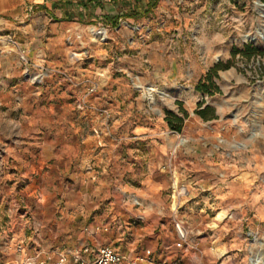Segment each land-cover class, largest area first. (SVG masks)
<instances>
[{"label": "crops", "instance_id": "obj_1", "mask_svg": "<svg viewBox=\"0 0 264 264\" xmlns=\"http://www.w3.org/2000/svg\"><path fill=\"white\" fill-rule=\"evenodd\" d=\"M206 2L0 0V103L15 92L23 104L28 83L18 79L22 66L42 73L54 86L66 78L79 84L72 94L84 105L69 112H79V123L70 118L62 143L44 140L40 146L52 151L51 163L40 157L41 150L4 149L11 151L13 165L21 172L25 158L26 171L49 167L53 191L40 193L46 202L39 208L60 211L54 216L57 224L65 222L67 233L81 243L110 246L129 258L149 251L166 264H252L256 255L264 259V205H234L225 198L222 208L233 217L213 221L196 212L199 206L194 203L182 204L177 211L179 204L173 208L168 202L174 176L188 185L191 181L179 144L178 131L184 134L187 129L185 116L209 120L198 113L206 107L199 102L203 93L193 85L200 76L183 74L184 64H193V51L203 41L198 14L200 3ZM98 26L106 28L107 44L88 40L87 29ZM93 83L97 89L88 93ZM135 83L146 84L147 95L135 93ZM31 91L37 100L40 90ZM103 109L111 115L106 128L100 121ZM142 113L173 115L182 118V124L176 130L167 121L137 117ZM0 145L6 146L2 140ZM7 158L0 156V182L6 180ZM172 160L175 174L170 173ZM68 162L73 169L66 173ZM61 175L64 188L57 186ZM195 190L189 186V195ZM57 195L62 206H57ZM180 223L187 229L183 246L176 247ZM123 241L127 250L119 245Z\"/></svg>", "mask_w": 264, "mask_h": 264}, {"label": "rangeland", "instance_id": "obj_2", "mask_svg": "<svg viewBox=\"0 0 264 264\" xmlns=\"http://www.w3.org/2000/svg\"><path fill=\"white\" fill-rule=\"evenodd\" d=\"M199 7L203 41L199 50L193 51V64H184L183 74L200 76L193 85L203 93L199 102L206 104L201 111L209 120L185 116L187 129L184 134L178 131L179 144H182V159L189 164L186 179L191 181L188 185L174 176L167 195L171 203L172 188L183 186L187 194L179 198L176 210L182 211L183 205L194 203L199 206L196 212L208 214L216 221L233 217L226 207L222 208L225 198L226 203L234 205L245 202L264 205V0H207ZM86 32L88 40L94 43L107 44L109 40L96 41L89 28ZM18 79L28 83L23 104L14 97L15 92L12 98L0 103V140L6 144L0 145V156L8 157L6 180L0 182V264H57L58 254L62 252L67 256L64 264H85L75 261L70 253L78 251L87 257L83 252L86 242L81 243L75 235L67 233L65 222L57 224L54 216L61 215L60 211L39 208L46 202V197H41L40 193L53 191L54 176L48 172L49 167L26 171L28 158H25L21 172L9 155L20 147V150L29 148L35 153L41 150L44 156L40 157L46 159V164L51 163L54 159L52 151L40 146L44 140L62 143L64 124L70 118L79 123V112L69 113L70 110L81 111L84 105L72 94L74 86L79 84L66 78L54 86L44 80L42 73H33L27 66L21 67ZM135 84V93L147 95L146 84ZM96 86L95 83L89 86L88 93L95 91ZM103 86L112 87L110 83ZM33 89L40 90L37 100L31 91ZM50 96L57 99L48 100ZM100 112V121L106 128L111 115L105 109ZM166 116L169 115L164 118L145 113L137 115L141 119L153 118L158 122L166 121ZM160 127L163 129L162 124ZM4 148L11 151L7 153ZM75 162L72 161L73 164ZM91 163L89 165L93 168ZM171 163L170 173L175 174V163L173 160ZM66 164V173H69L73 164ZM60 181L57 186L64 188L65 177ZM189 186L196 189L193 195H189ZM227 191L229 195L215 194ZM59 197L57 195V206H62ZM43 214L48 216L43 218ZM178 226L186 233V225L180 223ZM119 245L128 249L125 241Z\"/></svg>", "mask_w": 264, "mask_h": 264}, {"label": "built area", "instance_id": "obj_3", "mask_svg": "<svg viewBox=\"0 0 264 264\" xmlns=\"http://www.w3.org/2000/svg\"><path fill=\"white\" fill-rule=\"evenodd\" d=\"M125 25L131 27L134 30H138L139 26L136 24H130L126 21H123ZM90 33L93 35L96 41L104 42L108 39L107 30L103 26L92 27ZM70 37L67 38L69 40ZM8 40H11L9 38ZM94 87H92L93 89ZM187 194V191L184 189L183 186L179 188H172L171 199L173 208L177 207V202L180 197ZM177 226V234L179 236V241L176 242V246H181V241L185 238V232ZM104 229H107L104 227ZM83 252L86 253L87 257H83L80 255V252L75 251L71 252V256L75 261H80V263L85 264H159L156 263L155 260L152 258L151 253L149 251L144 252L143 254H137L136 256L129 258L113 247L110 246H100V247H92L85 245L83 248ZM66 254L64 252L58 254V261L57 264H64L66 261Z\"/></svg>", "mask_w": 264, "mask_h": 264}, {"label": "trees", "instance_id": "obj_4", "mask_svg": "<svg viewBox=\"0 0 264 264\" xmlns=\"http://www.w3.org/2000/svg\"><path fill=\"white\" fill-rule=\"evenodd\" d=\"M198 113L204 117L202 111H199ZM165 119H166V121L170 127H172L173 129H176V130L180 129L181 124H182V118L170 115V116H166Z\"/></svg>", "mask_w": 264, "mask_h": 264}, {"label": "bare ground", "instance_id": "obj_5", "mask_svg": "<svg viewBox=\"0 0 264 264\" xmlns=\"http://www.w3.org/2000/svg\"><path fill=\"white\" fill-rule=\"evenodd\" d=\"M92 29V27L90 28V30ZM248 39L255 41L256 38L255 37H248ZM252 264H264V259H262L259 255H256L252 258Z\"/></svg>", "mask_w": 264, "mask_h": 264}]
</instances>
